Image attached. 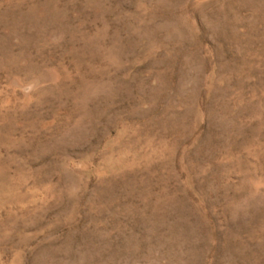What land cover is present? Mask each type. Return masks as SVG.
I'll return each instance as SVG.
<instances>
[{
    "label": "rangeland",
    "instance_id": "374dc122",
    "mask_svg": "<svg viewBox=\"0 0 264 264\" xmlns=\"http://www.w3.org/2000/svg\"><path fill=\"white\" fill-rule=\"evenodd\" d=\"M0 264H264V0H0Z\"/></svg>",
    "mask_w": 264,
    "mask_h": 264
}]
</instances>
